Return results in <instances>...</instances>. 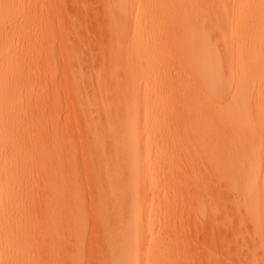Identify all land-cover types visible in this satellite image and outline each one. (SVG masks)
I'll use <instances>...</instances> for the list:
<instances>
[{
  "label": "bare ground",
  "instance_id": "1",
  "mask_svg": "<svg viewBox=\"0 0 264 264\" xmlns=\"http://www.w3.org/2000/svg\"><path fill=\"white\" fill-rule=\"evenodd\" d=\"M98 3L109 71L88 60L89 71L75 46L66 50L91 211L74 159L60 162L55 124L21 120L28 107L18 101L35 89L31 79L13 80L20 56L0 22V261L28 264L25 240L39 210L48 228L68 223L73 256L91 215L95 264H166L167 249L150 243L174 233L172 197L183 180L200 217L213 183L221 211L210 215L230 232L226 250L236 259L238 237L247 238L244 262L264 264V0ZM16 7L0 0V16Z\"/></svg>",
  "mask_w": 264,
  "mask_h": 264
},
{
  "label": "rangeland",
  "instance_id": "2",
  "mask_svg": "<svg viewBox=\"0 0 264 264\" xmlns=\"http://www.w3.org/2000/svg\"><path fill=\"white\" fill-rule=\"evenodd\" d=\"M16 1L18 7L13 12L0 16V22H7L10 31L9 35L4 34L3 42L10 44L20 56L14 65L20 75L13 80L31 79L35 89V92L18 101V104L28 107L27 114L23 115L21 120L26 124L32 117L39 116L55 124L60 144V162L65 163L71 157L74 159L81 181L87 183L82 184L85 188L81 195L89 200L87 204L91 211L92 193L88 189V181L86 182L87 171L84 170L87 164L86 143L81 132L80 113L73 105V87L69 84L66 71V50L69 45L74 49L76 47L75 51L78 52L81 61L87 64L89 71L97 65H102L103 69L109 71L113 61L102 57V46L107 36L104 37L105 32L102 31L104 26L100 27L104 18L102 19L99 0ZM21 26L25 27L20 28ZM90 58L95 60V63H92L93 60ZM88 60L94 65L91 66ZM48 128V125L44 127L46 139L47 132H51L47 130ZM197 177L205 178L202 173ZM158 185L160 184L156 186ZM176 188V198L171 196L177 202L170 220L174 233L150 243L151 247L167 249V255L172 261L169 260L166 264H247L243 257L244 246L249 239L238 237L240 242L238 255L233 259L232 251L229 247L230 251L226 250L224 246L230 232H226L225 229H223L225 232L219 231L217 220L211 218V208H216L218 214L221 211L218 206L219 191L213 183L205 190L204 217L197 216L190 210V203L187 201L189 187L183 180H180ZM40 194L41 190H38L34 196L39 198ZM40 215V211L37 210L35 219L31 222L32 228L25 240L27 247L23 256L28 264L98 263L96 261L99 258V246L96 239L99 242V238L98 234L93 235L96 228H93L91 215L88 221L82 224L86 227L84 246L79 247L76 256L72 255V246L76 240L70 232L68 223L63 222L59 227L48 228V225L41 222ZM228 239H231V235ZM0 264H6L5 260L0 261Z\"/></svg>",
  "mask_w": 264,
  "mask_h": 264
}]
</instances>
